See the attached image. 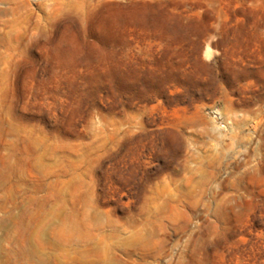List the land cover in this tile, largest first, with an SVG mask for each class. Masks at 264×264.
<instances>
[{
  "label": "rangeland",
  "instance_id": "1",
  "mask_svg": "<svg viewBox=\"0 0 264 264\" xmlns=\"http://www.w3.org/2000/svg\"><path fill=\"white\" fill-rule=\"evenodd\" d=\"M0 264H264V0H0Z\"/></svg>",
  "mask_w": 264,
  "mask_h": 264
}]
</instances>
